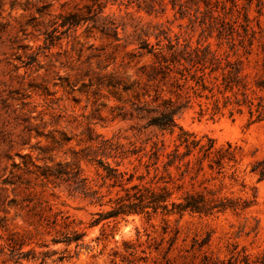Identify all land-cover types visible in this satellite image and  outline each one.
Masks as SVG:
<instances>
[{
  "label": "rangeland",
  "instance_id": "obj_1",
  "mask_svg": "<svg viewBox=\"0 0 264 264\" xmlns=\"http://www.w3.org/2000/svg\"><path fill=\"white\" fill-rule=\"evenodd\" d=\"M205 9L203 2L199 9L189 2L182 16L171 0H0V264H42L41 258L8 260L1 249L12 232L24 237L25 250L58 251L43 264H246L244 257L264 264V114L257 119L246 105L238 111L232 93L226 98L217 88L215 96L200 97L194 81L179 74L178 80H150L153 56L141 55L144 41L166 47L169 38L216 48V31H204L210 21ZM249 15L262 38L264 5L259 14L254 2ZM240 32L234 38H250ZM256 57L254 52L246 68L250 81L261 74ZM207 79L211 85L213 78ZM257 95L264 97V90ZM169 97L187 104L176 117L179 125L215 138L217 148L231 143L235 157L221 172L207 167L194 188L210 189L238 207L183 216L132 214L90 226L99 207L71 196L65 186L54 187L43 172L79 162L98 184L95 167L79 161L97 134L146 151L153 141L173 148L178 129L145 128L147 118L134 110L136 103L151 108ZM39 202L81 222L76 228L87 231L84 243L54 244L55 231L37 214Z\"/></svg>",
  "mask_w": 264,
  "mask_h": 264
},
{
  "label": "trees",
  "instance_id": "obj_2",
  "mask_svg": "<svg viewBox=\"0 0 264 264\" xmlns=\"http://www.w3.org/2000/svg\"><path fill=\"white\" fill-rule=\"evenodd\" d=\"M189 2L197 4L198 9L202 2L205 4V13L210 21L204 31L208 30L210 35L216 31L217 47L213 48L210 42L201 43V40L193 46L190 42L181 44L179 40L173 42L169 38L166 47H155L144 41L140 46L143 49L141 55L148 53L153 56L147 76L150 80L166 82L172 78L178 80L179 74L186 81H194L199 87L196 92L200 97L215 96L216 88L226 98H230L226 93L231 92L236 98L238 111L241 112L242 106L246 105L252 116L256 111L257 119H261L264 114V97L257 94L264 90V34L262 38H256L257 31L251 25L249 8L255 2L258 13L262 14L264 0H171L174 8L179 7L182 16L185 15L184 8ZM240 28L244 32L242 35H250V38H234L235 32L241 35ZM225 44L228 48L221 51ZM254 52L257 55L256 63L260 65L257 73L261 74L250 81L246 68L250 66ZM208 76L213 78L211 85L208 83ZM198 89L200 90L197 91ZM206 90L211 95L205 94ZM159 97L157 95L155 99L158 100ZM186 106L187 104L179 103L172 97L164 98L151 108L139 103L134 106L138 117L147 118L145 128L154 126L162 133L171 134L178 129L176 143L171 149H167L164 141H153L147 151L146 146H138L134 142L126 147V144L114 138L97 134L90 138L95 146L78 158L95 167L100 181L98 184H92L79 162L74 167L59 164L55 169L43 172V175L54 187L65 186L71 196H81L90 205L99 207L98 211L92 213L95 218L90 226L106 224L132 214L183 216L186 213L212 214L230 207L237 208V205L228 200L216 198L210 189L194 188L207 167L211 170L218 168L221 172L225 160H231L235 155L230 142L227 147L217 148L215 138L206 134L198 136L179 125L176 117ZM213 109L215 112L220 111L218 99ZM150 139L147 138L146 142ZM135 161L138 164H134ZM127 164L133 165V169H129ZM140 165L145 166V172H138ZM263 177L264 172L261 174V178ZM187 183L192 186L191 190L186 189ZM38 207L37 214L46 228L56 233L52 238L54 244L75 243L79 246L84 243L87 231L76 228L81 222H77L71 214L63 210L53 211L52 206L47 207L42 202H39ZM46 211L52 212L45 214ZM174 241L175 238L172 244ZM25 245L24 237L12 232L1 252L8 254V260L14 262L41 258L42 264L47 257L58 253L57 250H47L41 252L40 256L35 249L25 250ZM62 258L64 255L59 256V259ZM244 261L246 264H253L248 257H244ZM220 264L226 263L222 261Z\"/></svg>",
  "mask_w": 264,
  "mask_h": 264
}]
</instances>
